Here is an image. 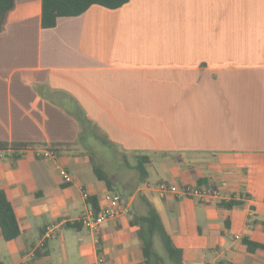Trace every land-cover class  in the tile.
Instances as JSON below:
<instances>
[{
  "label": "crops",
  "instance_id": "1",
  "mask_svg": "<svg viewBox=\"0 0 264 264\" xmlns=\"http://www.w3.org/2000/svg\"><path fill=\"white\" fill-rule=\"evenodd\" d=\"M40 16L41 0H15L0 33V143L32 146L0 152L20 228L9 242L0 232V264H145L131 225L145 202L182 264H264L243 244L264 246V0H128L53 29ZM75 107L118 152L150 160L145 182L112 176L128 214L97 235L79 219L86 197L103 207L109 191L76 144ZM52 146L56 161L41 154ZM145 183L217 187L239 205L160 198ZM50 226L58 234L38 249Z\"/></svg>",
  "mask_w": 264,
  "mask_h": 264
},
{
  "label": "trees",
  "instance_id": "2",
  "mask_svg": "<svg viewBox=\"0 0 264 264\" xmlns=\"http://www.w3.org/2000/svg\"><path fill=\"white\" fill-rule=\"evenodd\" d=\"M128 0H41L40 26L42 29H53L60 18H72L84 14L89 8L97 6L107 10H117L124 6ZM15 8V0H0V33L4 30L8 15ZM70 114L78 122L80 131L77 136L76 144L86 153L91 165L92 174L95 179L101 182L109 193L114 194L115 181L112 176L105 171L100 164V160L94 154L97 151V145L108 147L114 153L123 158L126 162V156L116 150V148L101 134L99 129L88 120L83 111L75 107ZM97 144V145H96ZM30 144H8L0 143V152L23 150L31 148ZM60 147L52 146L49 151L54 152L58 158ZM100 158V157H99ZM134 166L132 169L142 183L148 179V167L150 160L146 156L133 155ZM86 203L90 206L92 212L97 214L100 206L94 197H86ZM237 202L222 203L219 207L226 210L238 206ZM145 214L134 217L131 220L132 226H137L138 230L134 237L139 240V248L145 259V264H182L181 252L176 249L165 232L160 217L152 205L145 202ZM80 224V223H79ZM81 226V225H80ZM0 232L2 239L6 242L15 240L20 235V228L11 203L7 200L5 194L0 192ZM244 246L250 253L257 250H264V246L255 244L246 239L243 240ZM160 246L161 251L157 249ZM43 254L36 251L33 254V260L41 257Z\"/></svg>",
  "mask_w": 264,
  "mask_h": 264
},
{
  "label": "built area",
  "instance_id": "3",
  "mask_svg": "<svg viewBox=\"0 0 264 264\" xmlns=\"http://www.w3.org/2000/svg\"><path fill=\"white\" fill-rule=\"evenodd\" d=\"M41 154L43 158L50 161H56L57 159L56 154L51 151H43ZM0 157H2L1 154ZM60 175L65 183L70 182V177L66 169H60ZM222 186L224 187L225 184ZM143 188L154 190L160 198L175 197L178 199H194L199 203L211 207H219L222 203H229L236 199V197L229 196L221 191V188L212 186L168 183L151 185L145 183ZM239 199L244 200L245 197ZM104 202L105 205L100 207L97 214H94L92 210H88L83 213L79 219L81 227L90 234L97 235L100 232L102 225L106 222L114 221L128 214V206L124 205L123 199L119 194H107L104 198ZM58 232L59 230L56 227H47L37 248H42L48 240L55 238ZM94 264H106L105 258L102 255H98Z\"/></svg>",
  "mask_w": 264,
  "mask_h": 264
},
{
  "label": "rangeland",
  "instance_id": "4",
  "mask_svg": "<svg viewBox=\"0 0 264 264\" xmlns=\"http://www.w3.org/2000/svg\"><path fill=\"white\" fill-rule=\"evenodd\" d=\"M96 147L97 151L94 152L96 158H98L99 160L101 159L100 164L111 176H123V174H126L124 172H127V169L134 166V161L132 158H126L127 163H125L122 157L116 155L114 151H112L108 147H104L102 145H97ZM119 195L121 196V194ZM157 249L161 251L159 245H157Z\"/></svg>",
  "mask_w": 264,
  "mask_h": 264
}]
</instances>
